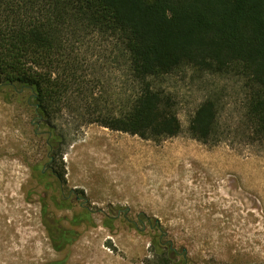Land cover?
<instances>
[{
  "label": "trees",
  "instance_id": "1",
  "mask_svg": "<svg viewBox=\"0 0 264 264\" xmlns=\"http://www.w3.org/2000/svg\"><path fill=\"white\" fill-rule=\"evenodd\" d=\"M186 73L241 82L242 134L264 144V0H0V87L29 92L61 179L57 117L155 144L176 138L175 81ZM204 91L185 132L213 147L230 131L223 89ZM153 258L174 263L161 246Z\"/></svg>",
  "mask_w": 264,
  "mask_h": 264
},
{
  "label": "rangeland",
  "instance_id": "2",
  "mask_svg": "<svg viewBox=\"0 0 264 264\" xmlns=\"http://www.w3.org/2000/svg\"><path fill=\"white\" fill-rule=\"evenodd\" d=\"M208 85L223 89L222 125L230 131L213 147L185 132L189 114ZM175 86L183 97L178 112L183 133L158 144L80 124L68 113L55 120L64 136L57 155L65 183L84 191L91 207L102 209L73 260L156 264L153 251L161 246L171 250L173 264H264V144L242 134L241 82L200 81L186 73ZM28 100L27 91L0 87V184L10 206L19 210L10 214L20 239L13 255L20 257L30 240L33 257L39 259L47 242L38 208L27 206L20 196L30 173L21 155L35 162L54 155L56 145L48 150L51 127L35 115ZM0 204L2 211L9 210L8 202L0 198ZM115 216L111 229L103 226ZM138 216L149 220L150 227L137 223Z\"/></svg>",
  "mask_w": 264,
  "mask_h": 264
},
{
  "label": "flooded vegetation",
  "instance_id": "3",
  "mask_svg": "<svg viewBox=\"0 0 264 264\" xmlns=\"http://www.w3.org/2000/svg\"><path fill=\"white\" fill-rule=\"evenodd\" d=\"M21 156L30 173L29 181L19 189L20 196L27 206L38 208L39 223L47 242L46 254L39 259L33 257L32 242L28 240L24 242L26 251L20 257H17L18 254L13 255L20 239L14 229L15 225L10 223V214L19 210L15 211L10 206L12 201L6 200L10 196L0 184V198L9 203V210L0 209V264H81L73 260L75 252L87 231L96 228L93 217L102 215V209L95 205L91 207L84 191L70 188L64 181V175L62 179L58 177L54 155H42L40 160L31 163L27 155ZM117 219L118 216L109 218L103 226L111 229V224ZM137 223L150 227V221L143 216L137 217ZM18 225H21L20 221Z\"/></svg>",
  "mask_w": 264,
  "mask_h": 264
}]
</instances>
